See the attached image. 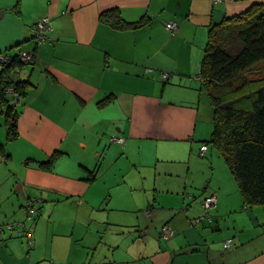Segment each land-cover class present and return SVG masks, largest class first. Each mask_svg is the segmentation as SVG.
<instances>
[{"label": "crops", "instance_id": "crops-1", "mask_svg": "<svg viewBox=\"0 0 264 264\" xmlns=\"http://www.w3.org/2000/svg\"><path fill=\"white\" fill-rule=\"evenodd\" d=\"M261 2L0 0V52L34 56L12 74L28 86L11 140L0 108V264H264V206L245 205L215 149L198 153L212 131L199 78L209 28ZM109 10L141 23L115 28ZM43 16L52 29L37 42Z\"/></svg>", "mask_w": 264, "mask_h": 264}, {"label": "trees", "instance_id": "trees-1", "mask_svg": "<svg viewBox=\"0 0 264 264\" xmlns=\"http://www.w3.org/2000/svg\"><path fill=\"white\" fill-rule=\"evenodd\" d=\"M101 17L120 29L141 23L126 22L115 10ZM10 57L9 63H0V108L7 140L16 136L14 95L20 98L28 86L12 76L26 64L18 55ZM199 78L212 106V131L203 144L221 155L245 205L264 206V0L210 26ZM58 153L41 167L53 164Z\"/></svg>", "mask_w": 264, "mask_h": 264}, {"label": "built area", "instance_id": "built-area-1", "mask_svg": "<svg viewBox=\"0 0 264 264\" xmlns=\"http://www.w3.org/2000/svg\"><path fill=\"white\" fill-rule=\"evenodd\" d=\"M164 26L167 30H169L171 32V34H174V32L177 30V24H176V22H173V21L166 22L164 24ZM51 29H52V26H51L50 19L48 18V16H43V17L39 18L37 20V22L35 23V25L33 26V30H32L33 31L32 32L33 38L37 42H43V41L49 40V32L51 31ZM17 55H18L19 60L23 64L31 65L34 63V56L31 52H22V53H19ZM10 60H11L10 56L5 55V54H0V63H9ZM161 76L163 79H166L168 74L162 73ZM7 91L11 92L13 95L15 94L13 92L12 88H10V87L7 88ZM14 96H15V99H14V103H15L18 101L19 98L16 95H14ZM110 141L121 143L123 141V139L112 137L110 139ZM206 150H207V145L202 144L199 148V151H198L199 155H203L206 152ZM214 204H215L214 195H209V196H206L204 198L202 207L207 212L211 207L214 206ZM34 212H36V208L32 202H29L28 207H27V216L28 217L32 216L34 214ZM205 217H206V214H205ZM207 218H208V220H210L209 216ZM200 219H201V217L194 218L193 223L199 224ZM16 225H21V224L20 223H18V224H7L6 227L8 229H11V228H13V226H16ZM2 230H3V226H0V231H2ZM172 234H173V230L170 227H167L166 225L161 227L160 236L162 238H167V237L171 236ZM230 243H231V239H226L223 241V246L229 247ZM50 263L54 264L53 261H50ZM65 264H69V263H65Z\"/></svg>", "mask_w": 264, "mask_h": 264}, {"label": "rangeland", "instance_id": "rangeland-1", "mask_svg": "<svg viewBox=\"0 0 264 264\" xmlns=\"http://www.w3.org/2000/svg\"><path fill=\"white\" fill-rule=\"evenodd\" d=\"M259 66V65H258ZM258 67L257 66H255V68L254 69H257ZM220 156V155H219ZM221 157V156H220ZM124 166V165H123ZM123 171H126V173L124 174V175H122L121 177H120V180H122V179H124L125 181H126V183L125 184H123V183H121V185H125V186H127L128 188L129 187H131V185H133V184H131L132 182H130V180L132 179V178H136L137 177V175H134V170H131V169H129L127 166H125V168H123L122 169ZM155 177V176H154ZM153 177V178H154ZM102 181V178L101 177H99V179H96V182H101ZM97 184H100V183H97ZM131 184V185H130ZM127 190H129V189H127ZM130 192L131 191H128L127 192V195L128 194H130ZM143 192H145L146 193V195H147V193L149 192V191H143ZM150 193V192H149ZM154 193V192H153ZM156 193V192H155ZM163 193L161 192V193H156V195L157 196H160V195H162ZM153 196H154V194H153ZM151 197V196H150ZM150 197H149V201H151V199H150ZM127 201V200H126ZM162 202V204L164 205V203H166V200H161ZM127 209V208H126ZM58 211H60V210H57L56 211V214H58L59 212ZM62 213H65V211H63L62 210ZM122 214H124L126 217H128L129 216V213L128 212H126V211H124V212H121ZM118 219V218H117ZM128 219H129V221H131V219L132 218H130V217H128ZM117 221H119V220H117ZM116 223H119V222H116ZM105 226V225H104ZM114 228V227H116L115 225L114 226H111V228ZM123 228V227H122ZM118 229H113V230H111V232H109V236H111L112 235V233L113 232H115V231H117ZM101 231H103V232H105V227H103L102 229H101ZM122 245H126V244H124V243H122ZM102 246H104L103 245V243L100 245V247H102ZM97 250H99V248L97 249Z\"/></svg>", "mask_w": 264, "mask_h": 264}]
</instances>
